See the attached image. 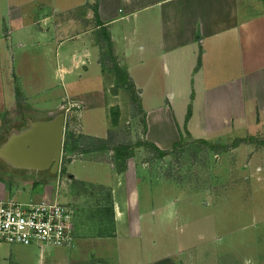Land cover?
I'll return each instance as SVG.
<instances>
[{"label": "crops", "instance_id": "obj_1", "mask_svg": "<svg viewBox=\"0 0 264 264\" xmlns=\"http://www.w3.org/2000/svg\"><path fill=\"white\" fill-rule=\"evenodd\" d=\"M52 3L39 4L32 15L20 3L11 4L15 26L4 33L1 27V34H8L6 39L16 49L40 47L50 60L52 77L69 85L65 95L81 101V116H96L85 131L94 142L86 150H79L84 145L77 142L80 158L70 159L75 142L64 139L62 150L69 156L66 171L76 183L101 185L109 179L78 176L75 164L93 170L108 166L119 185L127 172L115 171L114 149L106 144L107 118H99L106 115V100L118 96L116 81L136 90L145 114L146 138L159 148L175 139L153 133L160 123L156 118L169 116L174 128L178 120L172 102L185 84L191 85L185 116L194 137L213 139L220 136L216 133L244 131L237 138L247 135L250 140L234 145L235 152H244L254 147L253 135L264 134V0H75L63 9ZM83 4L85 13L69 15V10ZM112 75L109 81L107 76ZM78 83H83L80 89L74 86ZM160 97L166 99L165 107L148 106L147 100ZM258 143L262 150L254 152L253 161L264 164V142ZM137 188H113L110 206L72 203V244H2L0 264H110L114 245L119 251V243L132 230L135 238L143 239L145 221L157 217L158 208L143 209ZM0 198L6 199L2 185ZM98 211L102 216L92 219Z\"/></svg>", "mask_w": 264, "mask_h": 264}, {"label": "rangeland", "instance_id": "obj_2", "mask_svg": "<svg viewBox=\"0 0 264 264\" xmlns=\"http://www.w3.org/2000/svg\"><path fill=\"white\" fill-rule=\"evenodd\" d=\"M16 2L32 15L39 4L48 0H0V143L11 131L31 121L64 112L65 141H76L84 145L82 148L77 143L79 150H86L94 139L85 131L95 123L96 116H81V101L65 95L69 85L64 87L52 77L50 60L40 47L16 49L6 39L8 34H1V27L4 33L15 26L17 16L10 10ZM52 2V6L63 9L75 0ZM85 10L83 4L68 13L78 17ZM107 78L112 81L114 76ZM114 85L118 96L106 100V115L99 118H107L106 144L113 149L121 146L128 153L126 158L113 159L116 172L127 171L122 175V184H118L108 166L93 170L80 164L73 167L76 175H94L109 181L101 185L76 183L66 171L69 156L62 150L60 169L53 175L48 171L17 170L0 162V185L6 189V199L48 198L70 206H110L114 202L113 188L125 191L137 185L141 206L147 210L158 208L157 217L153 222L143 220L145 239L135 238L132 230L119 243V251L114 245L110 264H264V164L253 161L254 152L262 150L258 142H264V134L253 135V149L248 147L244 152L234 149L236 142L250 140L247 135L237 138L244 131L216 133L215 136H228L213 139L194 137L187 129L185 116L189 103L185 97L191 85L185 84L180 87L179 98L172 102L178 120L174 128L169 116L156 118L160 123L153 133L175 139L168 147H158L164 151L161 155L146 138L145 114L135 98L136 90L127 82L116 81ZM74 86L80 89L83 83ZM166 99L147 100V104L165 107ZM70 154V159L82 155L75 149ZM91 215L92 219L102 216L99 211Z\"/></svg>", "mask_w": 264, "mask_h": 264}, {"label": "built area", "instance_id": "obj_3", "mask_svg": "<svg viewBox=\"0 0 264 264\" xmlns=\"http://www.w3.org/2000/svg\"><path fill=\"white\" fill-rule=\"evenodd\" d=\"M73 209L56 199L0 198V245L66 246L73 242Z\"/></svg>", "mask_w": 264, "mask_h": 264}, {"label": "water", "instance_id": "obj_4", "mask_svg": "<svg viewBox=\"0 0 264 264\" xmlns=\"http://www.w3.org/2000/svg\"><path fill=\"white\" fill-rule=\"evenodd\" d=\"M64 112L31 121L0 143V162L17 170L59 171L65 135Z\"/></svg>", "mask_w": 264, "mask_h": 264}, {"label": "trees", "instance_id": "obj_5", "mask_svg": "<svg viewBox=\"0 0 264 264\" xmlns=\"http://www.w3.org/2000/svg\"><path fill=\"white\" fill-rule=\"evenodd\" d=\"M73 142H75L74 144H73V148L75 149V148H77V142L76 141H73ZM153 146H155V145H153ZM156 148L155 149H157L159 152H160V154L161 155H163L164 154V151H162V150H160L157 146H155ZM114 156H115V158H120V157H123V158H126V157H128V153H124L123 151H122V147L121 146H119L118 148H114Z\"/></svg>", "mask_w": 264, "mask_h": 264}, {"label": "flooded vegetation", "instance_id": "obj_6", "mask_svg": "<svg viewBox=\"0 0 264 264\" xmlns=\"http://www.w3.org/2000/svg\"><path fill=\"white\" fill-rule=\"evenodd\" d=\"M60 166H61V164H60ZM60 166H59V169H60ZM49 172V171H48Z\"/></svg>", "mask_w": 264, "mask_h": 264}]
</instances>
